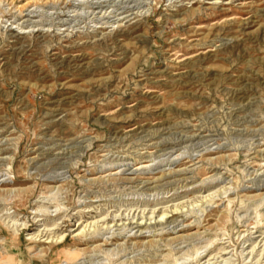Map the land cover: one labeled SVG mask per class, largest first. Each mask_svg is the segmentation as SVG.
<instances>
[{
  "label": "rangeland",
  "instance_id": "obj_1",
  "mask_svg": "<svg viewBox=\"0 0 264 264\" xmlns=\"http://www.w3.org/2000/svg\"><path fill=\"white\" fill-rule=\"evenodd\" d=\"M0 264H264V0H0Z\"/></svg>",
  "mask_w": 264,
  "mask_h": 264
},
{
  "label": "bare ground",
  "instance_id": "obj_2",
  "mask_svg": "<svg viewBox=\"0 0 264 264\" xmlns=\"http://www.w3.org/2000/svg\"><path fill=\"white\" fill-rule=\"evenodd\" d=\"M101 6V5H100Z\"/></svg>",
  "mask_w": 264,
  "mask_h": 264
}]
</instances>
